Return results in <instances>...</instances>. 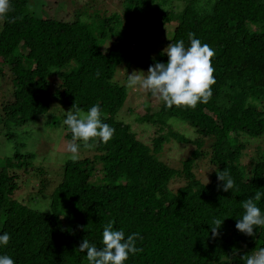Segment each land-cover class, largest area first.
I'll return each mask as SVG.
<instances>
[{
  "label": "trees",
  "instance_id": "1",
  "mask_svg": "<svg viewBox=\"0 0 264 264\" xmlns=\"http://www.w3.org/2000/svg\"><path fill=\"white\" fill-rule=\"evenodd\" d=\"M30 1L11 0L10 12L0 17V90L5 88L0 109L6 119L26 124L49 115L48 123L53 122L51 99L73 112L98 104L115 133L106 144L91 143V157L66 161L49 211L14 197L18 171L31 169L34 155L16 152L5 160L0 167V234L7 232L11 239L0 254L15 264H89L79 245L87 239L102 247L109 223L126 237L140 234L136 245L141 251L126 264H245L264 248V227L254 229V236L236 228L242 203L264 193V153L256 152L249 166L242 163L249 138L264 136V0H121L129 23L135 17L150 27L176 23L170 44L183 40L187 47L193 33L215 52L216 83L207 104L169 109L162 102L157 112L136 119L157 127L151 144L118 119L128 91L114 77L118 66L134 56L118 40L102 48L109 35H117L112 21L105 18L97 35L84 13L75 12L73 20L41 16L30 9ZM179 2L184 5L178 9ZM135 58L144 70L168 60L166 55ZM173 118L187 122L197 136L174 130L169 125ZM175 141L193 146L178 168L162 158ZM202 158L214 167L208 182L198 177ZM217 171L230 174L233 190L223 191ZM37 175L38 195H43L49 179L42 169ZM256 203L264 210V196ZM214 218L224 220L218 236L211 233Z\"/></svg>",
  "mask_w": 264,
  "mask_h": 264
},
{
  "label": "rangeland",
  "instance_id": "2",
  "mask_svg": "<svg viewBox=\"0 0 264 264\" xmlns=\"http://www.w3.org/2000/svg\"><path fill=\"white\" fill-rule=\"evenodd\" d=\"M30 2V9L35 13L38 10L39 13L41 12L39 14L41 16L73 20L76 18L77 12L84 13L85 15L82 17H90L88 18L90 20L89 23H92L93 31L97 35L102 28L100 24L105 18L112 21V27L115 28L117 35L115 33L109 35L107 42L103 44L102 48L107 50L111 43L118 40L120 44L129 48L134 56L133 60L118 66L114 77V81L124 85L128 91L127 102L119 112L118 119L130 124L138 138L144 143L151 144L152 140L157 136V127L141 123L136 121V119L139 116L146 115L149 110L151 113L157 112L161 107L162 101L151 95L149 91L139 87H129L127 83L128 75L139 71L147 74V70L139 67L135 57L143 55L156 59L162 56L163 50L170 45V39L173 37L176 23H171L170 25H162L160 23L158 25L160 28L157 25L150 27L149 21L143 23L144 18L138 19V17H135V20L130 19L129 23L128 13L123 11L121 0H31ZM177 4L179 5L178 9L184 5L183 2ZM163 9L167 10V7L162 8L161 11ZM138 14L142 13L138 12ZM144 16L147 15L145 14ZM145 27L150 28V32H145ZM98 40H100L99 36ZM0 59L2 64V58ZM3 86L6 87V84L4 83ZM4 89L0 90V106L4 101ZM51 102L49 112L50 118L53 117V122L50 123L47 121L49 115H45L29 123L21 124L14 119H6L0 109V167L4 166L6 159L13 158L16 152L23 155H34L32 166L29 165L31 169L24 167V169L18 171L20 174L18 179L19 189L15 191L14 197L29 207L40 211H49L51 193L62 180L64 164L70 160L68 158L70 154L67 152V145L70 142L65 138L66 130L63 125V119L66 117L65 111L69 110L65 109L56 100L51 99ZM169 125L188 138L197 136L195 129L179 118H173ZM9 135H13V137L8 138ZM245 139L247 140V138ZM248 141V149L245 151L246 156L242 161L243 165L246 166H249L250 159L256 152L261 150L264 153V136L249 138ZM93 147V145L82 147L79 158L91 157L95 152ZM192 150L193 146L180 144L175 141L165 147V152L163 150V156H161L172 167L178 168ZM212 168L214 170V167L210 166L209 159L202 158L196 167L198 177L203 182H208L210 180L209 172L211 173ZM37 169L44 170L47 173L45 177L49 179V187L43 195H38L40 176L37 175ZM179 185L177 182L175 187Z\"/></svg>",
  "mask_w": 264,
  "mask_h": 264
},
{
  "label": "clouds",
  "instance_id": "3",
  "mask_svg": "<svg viewBox=\"0 0 264 264\" xmlns=\"http://www.w3.org/2000/svg\"><path fill=\"white\" fill-rule=\"evenodd\" d=\"M10 10L11 0H0V17H6ZM189 41L187 47L183 40L171 43L161 53L168 57L167 62L154 63L147 74L139 71L128 75V86L149 91L169 109L173 106L194 109L200 103L207 104L213 95L212 86L216 83L211 63L215 52L208 44L195 38L193 33H189ZM72 109L65 111L63 125L71 132L67 152L70 154L68 158L75 162L79 159L81 144L84 147L94 142L106 144L112 139L115 129L103 121L98 104L91 106L87 113L78 109L73 112ZM217 176L223 182L221 187L224 192L233 190L234 180L230 174L217 171ZM262 196L264 193L257 192L254 197L242 203L243 213L236 223L241 233L254 236V229L264 227V210L256 203ZM223 221L214 218L210 223L213 236L219 235ZM138 238H141L139 233L126 237L123 230L114 229L109 223L103 228L102 247L97 248L85 239L79 245V251L86 252L89 264H126L130 255L134 256L141 251L136 245ZM10 239L9 233L0 234V248L8 246ZM0 264H15V261L7 254H0ZM245 264H264V248L249 255Z\"/></svg>",
  "mask_w": 264,
  "mask_h": 264
}]
</instances>
